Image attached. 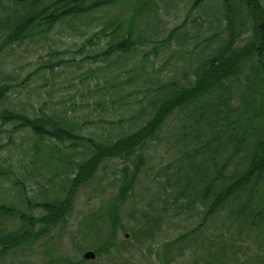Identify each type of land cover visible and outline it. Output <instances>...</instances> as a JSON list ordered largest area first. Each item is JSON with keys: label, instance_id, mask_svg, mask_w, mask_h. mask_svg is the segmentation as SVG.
<instances>
[{"label": "trees", "instance_id": "16d2710c", "mask_svg": "<svg viewBox=\"0 0 264 264\" xmlns=\"http://www.w3.org/2000/svg\"><path fill=\"white\" fill-rule=\"evenodd\" d=\"M205 1L188 0L183 22L170 28L161 39H152L153 53L169 45L188 21L200 26V16H191L190 12ZM22 3V0H0V52L12 43L45 36L67 21L95 20L96 14L107 7L127 5L130 11L125 20L128 22L116 16L104 22L92 21L91 25L96 23L95 30L88 33L85 30L90 25L86 21L79 34L93 49L101 44L96 50L87 51L85 60L111 61L113 58L121 65L122 56L127 57L144 40L150 41L135 29L142 17L151 19L158 9L156 0H28L25 5ZM217 12L222 29L209 37L224 33L217 47L199 54L191 69L182 73L183 78H170L153 86L150 77H146L143 80L146 88L142 91L144 95L152 92L146 107L130 117H119L115 123L126 122V126L115 133L114 138L109 134L102 138L94 133L84 135L70 119L68 111H46L43 107L28 111L22 105L6 104L11 86L5 76L0 77V134L30 132L35 139L34 151L38 153L40 145H44L48 154L47 163L42 166H45V175L38 176L33 166H29L32 171L24 165L16 169L0 168V179L15 171L20 175L21 169L24 171L21 177L10 181L12 193L6 191L8 194L0 198V260L11 249L36 241L37 225L44 231L62 225L71 211L78 187L88 182L106 160L122 162L117 191L109 198L105 210L88 213L89 219L107 218L110 235L118 226L125 232L127 228L120 224L119 209L143 164L142 148L157 138L174 114L182 112L186 117L179 128L182 131L179 141L184 150L178 162L183 183L174 193L173 211L182 213L201 206L202 213L195 226L199 229L211 225L213 218L226 210L221 227L237 225L239 238L248 240V254H252L248 255V264H264V4L262 0H218ZM246 33L247 39L237 45L239 37ZM64 62L71 64L58 59L45 64L44 68L51 72L54 66ZM140 70L141 76H146L143 65ZM93 86L96 93L93 103L102 113L106 111L104 106L108 110L121 107L114 104L121 90L119 80L110 88L99 87L98 81ZM128 95H119L118 100ZM103 123L105 120L101 119L95 125ZM107 123L112 124V120ZM7 124L11 128H6ZM231 162L235 163L232 167ZM176 182L179 183V179ZM166 185L172 187L169 180ZM35 210L41 212L34 214ZM146 210L142 211L144 230L129 232L140 244L158 235L154 228L159 226V215L151 208V202ZM11 220L17 221L12 228L8 225ZM240 229H246L245 235H241ZM192 234V230L186 231L177 239H188ZM103 243L105 246L100 251L111 252L114 239L109 237ZM206 243L199 247L197 261L201 264H247L241 259L245 256L241 247L237 249L228 242L216 246L210 240ZM82 258L72 264H81ZM61 260L69 262L64 257ZM164 264H168L167 261Z\"/></svg>", "mask_w": 264, "mask_h": 264}, {"label": "rangeland", "instance_id": "374dc122", "mask_svg": "<svg viewBox=\"0 0 264 264\" xmlns=\"http://www.w3.org/2000/svg\"><path fill=\"white\" fill-rule=\"evenodd\" d=\"M22 1L24 3L21 5H25L28 0ZM156 2L158 9L154 14L155 18L142 17L135 29L137 34L145 36L150 41L144 40L142 45L137 46L127 57L122 56L120 58L122 65L118 60L113 61V58L111 61L110 59L85 60L87 51L96 50L101 44L94 46L93 49L79 34L82 30L81 25L86 21L90 25L85 30L88 33L95 30L93 26L96 23L91 25L92 21L104 22L116 16L123 18L125 23L128 22V19H125L130 10L124 4L107 7L96 14L98 16L95 20L78 18L72 22L67 21L59 24L45 36L12 43L3 48L0 52V77L5 76L10 83L8 85L11 86L7 92L6 104L22 105L21 107L24 106L28 111H34L38 107H43L46 111L48 109L68 111L71 113L70 119L81 128V133L84 135L94 133L102 138L109 134L112 136L110 138H114L115 133L124 130L126 126V122H122L121 125L115 123L119 117H130L134 112L137 113L141 108L146 107V102L152 94L151 92L144 95L142 91L146 88L143 84L146 77H150L153 86L170 78H183L182 73L191 69L199 54L216 48L221 38L225 36L223 33L222 36L209 39L212 33L222 29V22L217 21L218 0H206L190 12L191 16H200V26H194L188 21L182 27L181 33L173 36L169 45L159 47L156 53H153L152 39H161L170 28L182 23L189 5L188 0H156ZM262 3L264 4V0ZM67 27L72 30H68ZM182 34L184 36L180 39ZM247 37L248 33L243 34L236 44L242 45ZM84 43L85 47L81 50ZM54 51L58 53H53ZM58 59L71 64L64 62L54 66L51 72L44 68L45 64L54 63ZM142 65L146 76L140 74ZM118 80L121 83V90L117 93V102L114 104L121 107L108 110V107L104 106L103 109L106 111L103 110L102 113L93 103V95L96 94L93 85L98 81L99 87L110 88ZM125 93L129 95L122 97L121 101L118 100L119 95L123 96ZM185 114L182 112L174 114L157 138L147 142L142 148L143 164L128 197L119 209L120 224L127 228L125 230L127 236L119 226L115 233L112 232L113 234L110 235L109 221L103 216L94 221L89 219L91 216L88 213L105 210L109 198L117 191L118 170L122 162L106 160L88 182L78 187L71 211L62 225L46 231L41 225H37L39 235L36 241L29 246L11 249L1 258L0 264H72V261L82 258L86 250L94 251L95 256L82 258L81 264H164L166 261L168 264H201V261H197L200 259L199 247L206 245L208 240L215 246L220 242H228L237 246V249L241 247L245 253L241 259L248 264V255L252 256V254H248V240L239 238L237 234L239 227L234 224L230 226L226 224V227L220 225L225 222L226 210L214 217L211 225L199 229L195 226L199 223L201 206L198 205L182 213L173 211L174 193L183 183L178 158L184 150L179 141L182 132L179 128ZM101 119H104L105 123L96 126L95 123ZM111 120L112 124L108 125L107 122ZM5 127L11 128L9 124ZM34 142L35 139L27 131L11 136L7 133L0 134V168L6 169L12 166L16 169L24 165L29 171L33 166L38 176L44 174L45 166L44 168L42 166L46 165L48 154L44 145H40L41 151L35 152ZM234 164L231 162L230 167ZM30 170L32 171V168ZM22 172L23 169L21 175ZM18 173L20 172L15 171V174L0 179V198L8 194L6 191L12 193L9 190L10 181L15 177H21ZM177 179L179 183H174ZM168 180L172 187L166 185ZM28 194L32 195L33 192ZM150 202L155 214L159 215V226L154 228L158 235L143 244L136 243L134 236L129 232L136 229L144 230V227H141L144 220L142 211L146 210V205ZM40 212L35 210L34 214ZM132 214L134 218L131 217ZM8 225L12 228L17 225V221L11 220ZM191 230L193 234L190 238L177 239L182 233ZM240 231L243 232L241 235H245L246 229ZM109 237L114 239L111 252L100 251V248L105 246L103 242ZM249 248L253 250L254 247ZM63 257L69 262H63L61 260Z\"/></svg>", "mask_w": 264, "mask_h": 264}, {"label": "water", "instance_id": "95a60500", "mask_svg": "<svg viewBox=\"0 0 264 264\" xmlns=\"http://www.w3.org/2000/svg\"><path fill=\"white\" fill-rule=\"evenodd\" d=\"M82 256L85 259L93 258L95 256V253L92 250H86Z\"/></svg>", "mask_w": 264, "mask_h": 264}]
</instances>
